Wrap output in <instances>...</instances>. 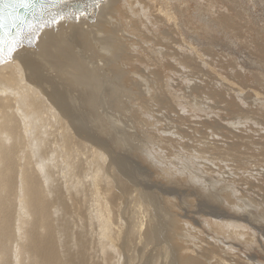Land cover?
Returning a JSON list of instances; mask_svg holds the SVG:
<instances>
[{"label": "bare ground", "instance_id": "1", "mask_svg": "<svg viewBox=\"0 0 264 264\" xmlns=\"http://www.w3.org/2000/svg\"><path fill=\"white\" fill-rule=\"evenodd\" d=\"M163 1H99L92 21H89L84 14L76 15L75 19L64 16L58 23L42 29L31 47L22 45L13 53L12 59H6L0 63V264H264V214L250 211L248 215L245 213L240 217L241 211L238 206L240 203L229 193L219 194V191L207 181H211L209 175L205 178L197 172L190 171V164L177 169L173 168L175 172L167 163V167H162L160 170L164 173L165 179L169 176L175 180V183L183 182L184 185L187 182L188 186L191 185L194 190L195 188L201 192L205 190L204 195L213 200L208 199L211 204L203 209H195L191 202L187 205L184 204L187 199H182L183 206L180 208L184 215L179 214V216L174 210L169 215L167 214L169 207L174 209L177 206L172 199L178 197L179 188L177 191L171 189L169 192L162 190L163 196L159 194L161 196H159L160 199L158 198L159 203L160 205L164 203L168 210L162 213L161 210L165 209H163L164 205L160 206L159 210L153 205L154 211L151 215L142 206L137 195L138 190L147 197L150 193L144 191L143 189L146 188L142 186L136 188L132 179L139 168L133 167L134 164L131 165V163L128 165L129 162L122 156L117 160L114 156L117 155L116 151L109 148L108 142L98 138L97 132L105 131L102 134L106 137L109 135L105 129L108 111L100 110L99 112L94 106L96 94L88 71L92 72L96 68L104 72V81L107 80L116 88L131 85L135 88L133 92L140 100V103H137L141 106H150L151 102H156L155 105L164 104L166 108H175L169 102L171 100L167 99L170 85L168 84L169 88L162 85L163 77L167 72L164 70L168 67L166 64L170 62L167 57H176L177 62H174L179 64V69L183 68V70H185L184 66L190 67L193 60L199 59L193 55L195 58L192 60V56L186 54L188 51L184 53L183 49L181 53L170 50L172 48L170 45L178 42L175 39L177 35L174 37L165 26L174 25L180 31V28L183 30L182 21L178 26L176 25L178 19L176 20L175 12L168 11V7H162ZM177 1L184 3L186 0ZM222 1L225 2V0ZM213 2L210 1L207 4L209 11L212 7L219 5ZM233 2L238 6L237 0ZM171 6L170 9H173ZM207 7L205 9L208 11ZM177 9L180 8L177 7ZM219 15L218 19L217 16L208 18V21L211 20L210 26L204 25L209 23L207 20L200 22L212 32L211 25L216 21L222 26L227 25V28L235 21L233 19L231 23L224 13ZM150 20L163 21L165 26L161 23L163 27L155 25L153 23L156 22ZM158 26L161 28L157 32L155 27ZM198 26L201 27V25ZM200 29L202 30V27ZM158 33L161 36H157ZM181 33H179L178 44L184 42ZM211 37L213 40V36ZM142 38L151 40L148 42L152 43L150 46H154L152 50L150 49L151 51L149 50L152 54L148 50L146 52L145 41ZM157 44L160 45V55H157L158 51L154 53L158 50ZM156 47L157 49L154 50ZM191 47L188 48L191 49ZM98 49L103 52L100 57L98 56L100 52L97 53ZM261 58L264 60L263 56ZM124 67L127 68L124 69ZM171 68L174 67L171 66ZM132 70H135L137 78L148 76L150 78L146 79L155 85L156 90L152 91L150 99L146 98L139 87L140 83L132 75ZM192 81H195V78ZM207 86L208 83L205 87ZM216 89L205 91L203 86H195L194 90L198 93H206L207 97L218 103L217 106H222L223 102L224 109L229 108L228 106L232 107V96L229 100L222 95L223 91L221 93V90L216 91ZM169 91L172 93L171 90ZM114 92H117L116 89ZM128 92L130 94L132 91ZM188 97L191 96L188 95ZM168 111L170 112V109ZM189 111L193 112V110ZM139 113L143 115L142 112L135 111L133 119L139 123H146L147 119L142 120ZM180 113L183 116L175 112L174 120H188L187 128L184 127L186 124L183 126L169 124L167 128L164 127L165 133L160 130L146 132L153 145L162 152H168L169 157L174 156V150L178 149L179 152H175L176 154L192 153L198 156L199 160L229 159L236 163L240 162V148L243 141L249 144L253 140V138L239 136L241 138L238 140L229 142L226 141L227 139L225 141L222 139L210 146L212 142L208 140V129H211V132L217 131L218 128L220 131L226 129L229 134L233 133L232 129L224 126L225 123L221 125L220 119L214 120L212 124L207 120H197L195 114L187 116L188 111L185 114ZM164 114L165 112L162 114L163 117ZM241 115L243 116V113ZM160 116H155L156 122V117ZM168 116L169 119L166 120L167 117L164 121L174 122L175 116L172 117L171 114ZM100 117L102 120L99 127L95 121ZM188 117H196V119L192 121ZM123 118L124 116L121 119ZM120 120L114 119L111 123L123 129L125 127H122ZM160 124L159 127H162ZM187 137L196 145L189 146L186 143L187 140L184 142V138ZM254 143L256 141H253ZM139 144L141 145L142 142ZM115 146L119 147V145ZM149 148L148 142L141 147L142 155L146 159H151V154L148 155L151 152ZM132 149L136 151V147ZM145 151L147 153H144ZM158 153L160 155V152ZM187 155H179L180 160L185 157L191 158ZM173 160L178 161L177 158ZM158 161L160 162V158ZM164 161L159 164L162 165ZM206 167H204L206 172L213 171ZM118 171L125 178L116 175ZM176 174L180 176L178 180ZM159 177L162 179L163 176L159 175ZM126 179L131 181L130 187ZM169 181L166 182L171 183ZM226 203L227 207H225ZM148 217L149 221H147ZM164 219L169 222V225H165Z\"/></svg>", "mask_w": 264, "mask_h": 264}, {"label": "rangeland", "instance_id": "2", "mask_svg": "<svg viewBox=\"0 0 264 264\" xmlns=\"http://www.w3.org/2000/svg\"><path fill=\"white\" fill-rule=\"evenodd\" d=\"M168 1L164 0L163 1L164 3H162L161 6L164 8L168 7L167 10L168 11L170 10V12H173V11L175 12L176 20L178 19L176 21V25L178 26L179 22L182 21L181 26H182L183 30H181V28H180V31H178L177 27L174 25L165 26V22L163 23V21L162 22L161 21L158 22L157 20L156 21L150 20V21L156 22V23H153L155 25H160V23H161L163 26H165L167 29H169L170 33H173V36L177 35L176 37L175 36L174 37H175L176 41H178V42L170 45V47L172 46V48L170 50H173L175 52L180 51L179 53L182 52V49H183L184 53L186 51H188V52H186V54H189L190 56H192L191 57L192 60L195 58V56L199 57V59L198 58L195 59L196 62H195V60H193V64L190 65V67H189V65H188V67L184 66L185 70H183V68L179 69L180 66H179V64L176 63L177 62L176 57L170 56V55H169L170 57H167V60L170 62H168L169 64H166V65H168V67L165 66V67H167L166 69L164 67V69H165L164 71L165 72L167 71L166 76H165L167 78L165 79V77H163L162 85L164 84L168 88L170 85L171 89L169 88V90H171V92L173 94L170 93V91L168 90L169 95H168L167 99L171 100L169 102L171 104H173V106L175 108H168V107L166 108V107H164V104L155 105L156 102H151L150 106L146 105L148 107L143 106V105L141 106L139 104L140 100L137 97H135L136 95H134L135 92H133V91L135 90V88H133L131 85L129 86V84L126 85L125 88H122L121 86H117V88L113 87V85L112 84L110 85L107 80L104 81V78H103L104 72H100L95 68L94 71H92V72L88 71L89 78L91 80L92 85H94V89H95L94 92L96 94V103L94 106H96V108L99 112H100V110L108 111L107 116L105 115L107 120H108L107 121L105 118V123H106L105 129L107 130V132L110 135V136L108 135V137H106L105 135H103L105 131L101 132V133L97 132L99 134L98 138L103 139L106 142H108L109 148H111L112 150L114 149L116 151L117 155H114V156H116L115 158L117 160H118V157L120 158L122 156V157L126 158L125 161L129 162L128 165H130V163H131V165L134 164L133 167L139 168L138 170H136V173L132 177V179H134L133 181L135 182L134 185L136 186V188H138V187L141 188V186H142V187L147 189V190L143 189L144 191H148L147 193H150L149 197H147L144 195V193L141 190H138L137 195H138V199L140 200L142 206L145 209H147L149 211V214H151V215L153 214V211H154L153 205H155V207H157L158 210H159L160 206L164 205V203H162V205H160V203H159L160 197L163 196V195H161V194H163L161 192L162 190L169 192L171 189L177 191V188H179L177 191L179 193V194H177L178 197L172 199V201L174 202V205H177V206L174 207V209L171 206L169 207L170 210L167 211V214H169V215L171 214V212L173 210L175 211V213L177 215H179V214L184 215V212L180 208L183 206V204H182L183 200L182 199L188 200V201L187 200L184 201V204L188 205V203L191 202V204H193L195 206L194 207L195 209L196 208L197 209L198 208L203 209L206 205L211 204V202H209L208 199L213 200L211 197L207 198L204 195L205 190L202 192L198 191L199 189H196V188L194 190L193 188H191V185L188 186L187 182L184 183V185H183V182H179V183L176 182L175 183V180L172 177L166 176V177H168L166 179L170 180L169 182H171V183H167L166 182L167 180L165 179V177L163 175L164 173L161 172L160 170H162V167L163 168L167 167L168 164H170L169 166H171L172 171L174 170L173 168L177 169L178 167H183V166L185 167V166L190 164L189 165V167H191L190 171L197 172V173H199V175H201V176L203 175L205 178L209 175V178L211 179V181H209V180H207V181L217 191H219V194H221L222 192L223 193L221 195H223L224 193H229L230 195H232L231 197L236 198V200L240 203L238 205L239 209L241 211L239 213V214H241L240 217L244 216L245 213L248 215L250 213V211L251 212L255 211V213L259 212L261 214H264V175H263L264 174V104H263L264 103V60H263V58H261L262 56L264 57V51H262L264 49V43H263L264 42V0H241V1L237 0V2L239 3L238 6L241 8H239L235 4V2H233V0H231V1L225 0V2H223L222 0H186L184 3H178L177 0H168ZM210 1L212 3H214L213 1H215V2H217V4H219L217 7L214 6V4H213L214 7H212L211 11H209L210 9L207 7V4H209ZM171 3H172V6H171ZM175 4L177 6H175ZM170 6L173 7V9L172 8L170 9ZM177 7H179L180 9H177ZM206 7H207L208 11L205 9ZM197 9H200V10H197ZM147 12L149 15V10ZM181 12H183V13L181 14ZM220 13H221V15H223V13H224L226 15V17L228 16V19L231 20V23H232V21H234L233 19H235V21H234L235 24L234 23H232L233 25L230 24L231 26H228L229 28H227V25H225V26L223 25L224 26V28H223V26L220 25L216 21L217 23L215 22V24L212 23V25H211L210 29H212L211 30L212 32H210L209 29H206L204 26H202L203 25L202 22H204L203 20L208 21V18L211 17L210 19H212V18H215L216 16L218 19L220 17V15H219ZM150 19H152V18H150ZM210 19L208 21L209 23L204 24V25L210 26V24H211ZM200 21H202V22H200ZM198 22H200V23H198ZM197 24L201 25L203 31L200 29L201 27L198 26ZM162 25H160V26L163 27ZM219 25L222 28H220ZM160 26L155 27L157 29V32L160 31V28H161ZM216 27H217V29H216ZM178 32L179 33L182 32L181 36L183 37L182 40H184L183 44L181 42H180V44H178L179 43V37H180V34ZM157 36H161V35L159 34ZM211 36H213V40H212ZM201 37H202V39H201ZM205 37H207L208 39ZM203 39H204V41H203ZM142 40H143V38H142ZM143 41H145L144 43L146 45L145 46L146 52H148L150 49L152 50V48L154 46H152V45L150 46V44H152V43L148 42L151 40L149 38H148V40H145V38H144ZM158 45L159 44H157V47H158ZM149 46H150V48H148ZM260 46H261V48H260ZM157 47L154 48V50L157 49ZM188 47L189 48L191 47V49H189ZM193 47H195V48H193ZM159 49H160V45L158 47V50H155V51L153 50L154 53L156 54L158 51L157 55H160ZM258 49L260 50L259 52H261V51L262 52L259 53L257 51ZM192 50H194V51H192ZM97 53H99L98 56L100 57V54H102L103 52L100 51V49H98ZM150 53L152 54V52H150ZM196 53H198V54H196ZM199 54L201 56H198ZM193 55H195V56H193ZM101 58H102V56H101ZM171 59L173 62L174 61H176V62L173 63L171 61ZM202 59H203V61L200 62V60H202ZM259 61L261 64L258 63ZM196 65H198V66L196 67ZM171 66H173L174 68H171ZM261 66H262V68H261ZM126 68L127 67H124V69H126ZM132 75L135 77L136 80H138V83H140L139 87H141V90L143 91V93H145L144 95L146 96V98L150 99V97L153 94L152 91L156 90L155 85H153L148 80L150 77L145 76L148 79L142 78L140 76L137 78V76H135L136 75L135 70H132ZM194 78H195V81H192V80H194ZM184 79H186V80H184ZM255 79H257V80H255ZM205 82L208 83L207 88H209V89H207L205 87L207 84ZM197 83H199V84H197ZM246 83H248L249 85ZM192 84H194L195 86H203L205 88V91H210V90H213V88H215V89L217 88L216 91L221 90L220 91L221 93L223 91L224 94L222 93V95L225 96L229 100H230V97L232 96L231 101H233V105H232L233 108L231 106H228L229 107V108H227L228 110L224 109L225 103H223V102L221 104L222 106H220V105L217 106L218 103H215L211 98L207 97L206 93H202V92L198 93V91L194 90L195 86ZM148 85L150 88L147 87ZM152 86H154V87H152ZM209 86H211V87L213 86V88H211ZM114 89H116L117 92H114ZM123 90H125V91H123ZM105 91H107V92H105ZM128 91H132V92L130 94H128L129 93ZM228 92H229V95H228ZM118 93H119V95H117ZM190 93H192V94H190ZM225 93H227V94H225ZM201 94H202V96H201ZM188 95L191 97H188ZM176 96L177 97L180 96V98L175 99ZM172 97H174V98H172ZM181 97H183V98L181 99ZM119 98H121V99H119ZM129 98H132V99H129ZM122 99H124V100H122ZM177 99H179V100H177ZM196 99H198V100H196ZM184 100H185V103H184ZM198 101H199V103H198ZM209 101H210V103H209ZM137 102H139V103H137ZM206 103L209 105H207ZM181 104H184V105L182 106ZM134 105H136V106H134ZM124 109L126 112L124 111ZM169 109H170V112L168 111ZM183 109H186V110H183ZM239 109H240V111H239ZM134 110L138 111V112L139 111L142 112L143 115H141L139 113L140 118L142 120L147 119L146 123L148 125L146 123H144V124L139 123L135 119H133L132 116H133V113L135 112ZM150 110H152V111H150ZM189 110H193V112L189 111ZM131 111H132V113H131ZM186 111H188L187 116H190L191 114H195L197 116V120H199V121L207 120L208 122H211L212 124H214V122H213L214 120L220 119L221 125H223L225 123L224 126H226L228 129H230V128L232 129L231 130L233 132L232 134H229L228 131H226V129L224 130L222 127L221 128L223 130H221V131L219 130V128L217 131L213 130L212 132H211V129H208V131H207L208 136H209L208 140H210L212 142L210 144V146H213L215 141L218 143V141H221L222 139H223V141H225L227 139L226 141L230 142L233 140L235 141V140L240 139L241 137H239V136L247 137L250 139L253 138L252 142L249 144H246L245 141H243V145L240 148V152L242 154V155L240 154V162L234 163L235 161L232 162V160H229V159L224 160V161H221L220 159L219 160L218 159H209L208 160L206 158L199 160V159H197L198 156H195L192 153L183 154V152H180L181 154H178V153L176 154L175 152H179V151H177L178 149H175L176 151L174 150V156L172 155L169 157V156H167L168 152L167 153H166V151L162 152V150L160 151V149L156 145H153L152 140H150V138L147 137L148 134L146 132H149L151 130H160L162 133H165L164 127L167 128L168 127L167 125H169V124H171V125L180 124L183 126L184 124L188 123L189 121L185 120V119H180L178 121L174 120V119H176L175 112H178V115H179V114H181L180 112H184V114H185ZM226 111H228V112H226ZM146 112H148V113H146ZM164 112H165V114L163 117L162 114ZM229 112H230V114H229ZM242 113H243V116L241 115ZM118 114L121 116H119ZM155 114L157 116H160V115L162 116V117L160 116L159 118L156 117L157 122L159 124L162 121V123H161L162 127H159V124L156 122V120H155L156 115ZM169 114H171L172 117L175 116V118H173L174 122H172V123L170 122V120L168 122L164 121V119H166L167 117L168 118L166 120L169 119V116H168ZM123 116H124V118L121 119ZM146 116H148V117L146 118ZM153 116H154V118H153ZM240 116H242V117H240ZM108 117H110V119ZM130 118H132V119L129 120ZM151 118H153V119H151ZM188 118H189V120H192V121L196 119V117H188ZM114 119L115 120L121 119L120 122L122 123V127H125V128L120 129V127H118V128L115 127V125L113 123H111L112 120H114ZM160 119H162V120H160ZM101 120H102V117H100V119H97L95 121L97 126L101 125ZM122 120H124V121H122ZM150 120H152V121H150ZM97 121H98V123H97ZM154 121H155V124H158V125H155ZM124 123H125V125H124ZM161 124H160V126H161ZM139 125H141L142 127ZM146 125H147L148 129H146L147 128ZM99 127H96V128L99 129ZM184 127L187 128L188 127L187 124ZM128 128H129L130 132L127 131ZM158 128H160V129H158ZM161 128H163V129H161ZM119 129L122 131L126 130L125 133H128V134L126 135L124 133V131L122 132ZM204 131H205V129H204ZM217 132H219V133H217ZM224 132H226V133H224ZM121 133H124V134H121ZM195 134L197 136V132ZM135 135H137V136H135ZM122 136H123V138H121ZM109 137H110V139H109ZM229 138H231V139H229ZM257 140H258V142H257ZM185 141H186V143H188L189 146L196 145V143L193 140H191L189 137L184 138V142ZM253 141L254 142L256 141V143L253 144ZM138 142L139 143L142 142V144L140 145ZM143 142L144 143L148 142V144H149V147H150L149 149L151 152H149L148 155L151 154L150 155L151 159H146V157H144L142 155L141 147L142 146L144 147ZM199 142H201V141H199ZM259 142H260V144H259ZM128 143H130V144H128ZM115 145H119V147L117 148ZM247 145H249V146H247ZM130 146H132V148L136 147V151H135V149H132ZM130 149L133 150L132 152L134 153V155H133V153H131ZM118 152H120V153H118ZM158 152H160V155ZM139 153H140V155H139ZM144 153H147V152L145 151ZM163 153H165V154H163ZM179 155L180 156L181 155L182 156L187 155L191 158H189L190 159L189 160L187 157H185L182 160H180ZM159 158H160V162L158 161ZM170 158L171 159L177 158L178 161H176V160L174 161L173 159H172L173 160L172 161V160H170ZM153 159H155V160H153ZM243 159H246V160H243ZM210 160H212L213 162ZM154 161H156V162H154ZM161 161H164V162H162V165H164V166L159 164V163H161ZM231 162L234 164H232ZM180 163H182V164H180ZM209 164H211V166ZM215 164H217V165H215ZM236 164H237V166H236ZM238 164H240V165H238ZM154 165H155V167H153ZM158 165H160V166H158ZM206 165H207V167H206ZM213 165H215V166H213ZM156 166H158L159 169ZM204 167H206V168L209 167L213 171L208 173L204 170ZM154 169H155V171H154ZM156 170H157V172L160 171L161 173L160 172L157 173ZM152 171L155 173V175ZM185 173H188V171H185ZM203 173H205V174H203ZM116 175H118L121 178H125L119 171H118V173H116ZM159 175H162L164 178L162 177V179H160L161 176L159 177ZM176 175L178 177L177 178V180H178L180 178V176H179V174H176ZM118 176H116V177H118ZM130 182H131L130 180L126 179V183L129 187L131 186ZM164 182H166V183H164ZM165 185H167V186H165ZM195 185L200 187L197 184H195ZM135 186H134V188H135ZM170 186H173L174 188H172ZM168 188H170V189H168ZM150 195H151V197H150ZM179 198H181V199H179ZM231 199H233V198H231ZM150 202H151V204H150ZM243 202H245V203H243ZM231 203H233V202H231ZM255 203H257V204H255ZM246 205H247L248 210L246 208ZM165 206L166 205L163 206V209L165 208L164 210L160 209L162 213H165L166 209L168 210V208ZM225 207H227V203H226ZM141 210H143V209H141ZM176 211H178V213ZM165 219H166V215H165ZM165 219H164L165 225H169V222L165 221ZM149 220H150V218L147 219V221H149ZM188 220L191 221V219H188ZM155 251H156V248H155ZM139 263H140V261H139Z\"/></svg>", "mask_w": 264, "mask_h": 264}, {"label": "snow or ice", "instance_id": "3", "mask_svg": "<svg viewBox=\"0 0 264 264\" xmlns=\"http://www.w3.org/2000/svg\"><path fill=\"white\" fill-rule=\"evenodd\" d=\"M65 0H0V62L12 59L24 41L34 43L40 31L64 18Z\"/></svg>", "mask_w": 264, "mask_h": 264}, {"label": "water", "instance_id": "4", "mask_svg": "<svg viewBox=\"0 0 264 264\" xmlns=\"http://www.w3.org/2000/svg\"><path fill=\"white\" fill-rule=\"evenodd\" d=\"M99 1L102 0H65V2L59 6L58 10L61 11L64 16L69 17L70 19H75L78 14H84L89 21H92L96 15L97 2ZM23 45L26 47H31L33 43L30 44L27 42V40H25ZM6 59L7 58L4 60Z\"/></svg>", "mask_w": 264, "mask_h": 264}]
</instances>
